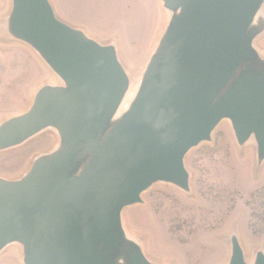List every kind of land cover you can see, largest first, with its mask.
<instances>
[{"label": "water", "instance_id": "1", "mask_svg": "<svg viewBox=\"0 0 264 264\" xmlns=\"http://www.w3.org/2000/svg\"><path fill=\"white\" fill-rule=\"evenodd\" d=\"M5 32L59 78L0 124V151L54 129L58 146L17 180L0 177V252L23 264H155L122 225L156 182L190 190L184 158L227 119L239 146L264 161V0H161L168 22L128 103L114 44L58 19L49 0H11ZM228 264L244 258L235 235Z\"/></svg>", "mask_w": 264, "mask_h": 264}, {"label": "rangeland", "instance_id": "2", "mask_svg": "<svg viewBox=\"0 0 264 264\" xmlns=\"http://www.w3.org/2000/svg\"><path fill=\"white\" fill-rule=\"evenodd\" d=\"M49 2L61 21L100 44L115 45L130 78L128 103L169 19L161 0ZM11 8V0H0V124L25 112L41 86L61 84L30 46L6 34ZM253 45L264 57V32ZM58 143L56 131L48 128L0 151V177L20 179L37 156ZM184 164L190 190L165 182L151 185L141 203L123 209L126 234L155 264H228L235 235L245 260L252 263L258 251L264 253V161L258 165L255 141L239 146L224 119L210 141L186 154ZM0 264H23L22 246L12 243L2 249Z\"/></svg>", "mask_w": 264, "mask_h": 264}, {"label": "crops", "instance_id": "3", "mask_svg": "<svg viewBox=\"0 0 264 264\" xmlns=\"http://www.w3.org/2000/svg\"><path fill=\"white\" fill-rule=\"evenodd\" d=\"M160 1V0H159ZM161 3V2H160Z\"/></svg>", "mask_w": 264, "mask_h": 264}]
</instances>
